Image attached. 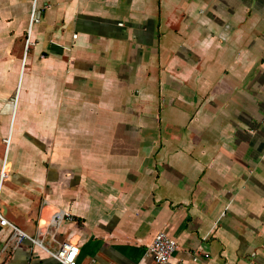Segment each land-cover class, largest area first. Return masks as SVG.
I'll return each instance as SVG.
<instances>
[{"label": "crops", "instance_id": "1", "mask_svg": "<svg viewBox=\"0 0 264 264\" xmlns=\"http://www.w3.org/2000/svg\"><path fill=\"white\" fill-rule=\"evenodd\" d=\"M39 7L29 33L31 0H0V84L30 39L3 98L1 213L78 264H153L159 231L172 264H264V0ZM10 235L0 264H63Z\"/></svg>", "mask_w": 264, "mask_h": 264}, {"label": "built area", "instance_id": "2", "mask_svg": "<svg viewBox=\"0 0 264 264\" xmlns=\"http://www.w3.org/2000/svg\"><path fill=\"white\" fill-rule=\"evenodd\" d=\"M39 0H31V12H30V23L28 32L31 33L33 25L40 20V7L38 5ZM30 39H27L26 48H28ZM26 55V54H25ZM5 163V162H4ZM4 171L2 172L1 179L4 178ZM65 216H69V213L63 212L62 210L57 211L52 220L58 222ZM0 227H8L11 229V235L6 242L4 248L15 249L20 242L24 239H29L34 245L40 246L46 249L51 256L55 257L58 261L63 264H78V255L80 253V247L77 244L65 241L61 244V247L56 250H48L41 242V240L35 236L29 235L27 232L22 230L14 222L10 221L0 211ZM179 244L176 239L172 238L169 234L164 231H159L152 243L148 246L146 254L153 260V264H172V256L178 249ZM104 264V263H99Z\"/></svg>", "mask_w": 264, "mask_h": 264}, {"label": "rangeland", "instance_id": "3", "mask_svg": "<svg viewBox=\"0 0 264 264\" xmlns=\"http://www.w3.org/2000/svg\"><path fill=\"white\" fill-rule=\"evenodd\" d=\"M41 0H39L38 5L40 6ZM32 6V3H31ZM18 42V41H17ZM26 43H27V37H22L21 38V44L24 46V52L16 50L14 54V60L16 65H14L12 74L14 77V84L13 85H8L6 83L0 84V178H1V172H2V163L4 161V155H5V146H6V133H5V126H6V120H7V115L8 113L5 112V100L3 99L4 96L9 95L10 97L13 96L14 94V89L16 86V80H17V66L20 63V57L24 58L25 57V52H28V49L26 48ZM25 53V54H24ZM24 55V56H23ZM3 64V63H2ZM0 71H3V69L0 68ZM6 71V68H4V71L1 73V76H4V72ZM4 164V163H3ZM7 172V170L5 171Z\"/></svg>", "mask_w": 264, "mask_h": 264}, {"label": "bare ground", "instance_id": "4", "mask_svg": "<svg viewBox=\"0 0 264 264\" xmlns=\"http://www.w3.org/2000/svg\"><path fill=\"white\" fill-rule=\"evenodd\" d=\"M3 171H4V176H6V173H7V172H5L6 170L2 169V172ZM2 172H1V175H2Z\"/></svg>", "mask_w": 264, "mask_h": 264}]
</instances>
